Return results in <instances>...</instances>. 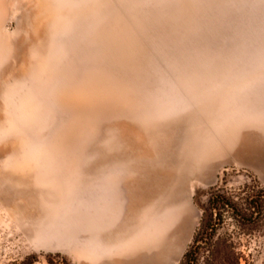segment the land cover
<instances>
[{
  "label": "rangeland",
  "instance_id": "1",
  "mask_svg": "<svg viewBox=\"0 0 264 264\" xmlns=\"http://www.w3.org/2000/svg\"><path fill=\"white\" fill-rule=\"evenodd\" d=\"M252 71L264 0H0V264H179L210 186L250 213L264 168L231 141ZM219 212L210 244L264 264V211Z\"/></svg>",
  "mask_w": 264,
  "mask_h": 264
},
{
  "label": "trees",
  "instance_id": "2",
  "mask_svg": "<svg viewBox=\"0 0 264 264\" xmlns=\"http://www.w3.org/2000/svg\"><path fill=\"white\" fill-rule=\"evenodd\" d=\"M221 187L218 184L210 186L204 194L208 196V206L203 207L200 216V226L195 230L190 243L188 244L179 264H235V256L230 250V247L222 244L221 246L211 245L215 232L213 226H210L211 221H215L214 215H217L221 208L229 207L232 211H239V222L247 223L252 221L254 213L259 219L263 217L264 211V189L258 191L255 195L256 200L248 203L253 209L246 214L241 207H238L230 202V198L221 192ZM195 202L198 201L195 200ZM257 208V210H255ZM209 209V210H208ZM218 210V212H215ZM254 211V212H253ZM219 220H222L220 217ZM211 246V248H210ZM239 254V259H240ZM202 259V260H201ZM39 254L32 253L25 255L22 259H15L8 264H38ZM45 264H69L68 260L60 253L48 254Z\"/></svg>",
  "mask_w": 264,
  "mask_h": 264
},
{
  "label": "crops",
  "instance_id": "3",
  "mask_svg": "<svg viewBox=\"0 0 264 264\" xmlns=\"http://www.w3.org/2000/svg\"><path fill=\"white\" fill-rule=\"evenodd\" d=\"M239 126L234 135L239 160L264 168V71L239 76Z\"/></svg>",
  "mask_w": 264,
  "mask_h": 264
},
{
  "label": "bare ground",
  "instance_id": "4",
  "mask_svg": "<svg viewBox=\"0 0 264 264\" xmlns=\"http://www.w3.org/2000/svg\"><path fill=\"white\" fill-rule=\"evenodd\" d=\"M50 26V25H49ZM54 54H50V53H48L47 55H46V62H47V65H51V63H52V57H54L53 56ZM4 173H6V172H4ZM12 173H14V172H11V174ZM122 174V173H121ZM126 177V176H125ZM120 179V178H119ZM125 179H127V178H125ZM124 179V180H125ZM126 181V180H125ZM122 182V181H121ZM112 183V182H111ZM127 183V182H126ZM129 183V182H128ZM110 184V183H109ZM117 185L116 186H118V182L116 183ZM119 185H120V189L122 188L121 187V184L119 183ZM113 186H115V184H113ZM115 186V187H116ZM123 186V185H122ZM111 187H112V185H111ZM125 187H126V184H125ZM113 188V187H112ZM124 188V187H123ZM122 188V189H123ZM110 189V188H109ZM120 189H118V191L120 192ZM129 189V188H128ZM126 190V189H123V190H121L122 192H120V193H123V191L124 190H126V192L127 191H129V190ZM116 191H117V188L115 189ZM116 191H114V192H116ZM109 192V191H108ZM107 192V193H108ZM113 192V193H114ZM124 193H125V191H124ZM130 193V192H129ZM110 195H111V193H109ZM115 195V194H114ZM125 195H127L126 193H125ZM130 195V194H129ZM119 196V194H117V197ZM120 197L122 198V194H120ZM126 198H127V196H125ZM112 198V197H111ZM114 198H116V196L114 197ZM131 197H129L128 198V200L130 199ZM120 198L118 197V200H119ZM111 200H113V199H111ZM126 200V199H125ZM128 200L127 201H124V200H119V202H117V211H118V213L120 214V215H122L123 217H125L126 216V214L128 213H130V218H132L131 216H135L134 215V213L136 212V210H135V212L133 213V215H131L132 214V212H133V209H135V202H136V200H134L133 199V201H131L129 204H127V202H128ZM114 201V200H113ZM112 201V202H113ZM115 201H116V199H115ZM130 201V200H129ZM126 202V203H125ZM111 203V202H110ZM113 205V204H112ZM110 208H108L107 210H109ZM111 213H113V212H111ZM124 214H125V216H124ZM127 214V215H128ZM136 214V213H135ZM110 216H111V214H110ZM129 218V217H128ZM101 220V219H100ZM132 220V219H131ZM108 221H111V220H109L108 219ZM101 222H104V221H101ZM116 222V224L118 223L117 221H115ZM131 222V221H130ZM107 223V225L109 224V222H106ZM99 224H101V223H99ZM120 224V223H119ZM113 225H115L114 223H113ZM112 225V226H113ZM111 226V227H112ZM120 226V225H119ZM118 226V227H119ZM103 227H104V225H103ZM115 227H116V225H115ZM121 227V226H120ZM110 229V228H109ZM113 229V228H112ZM116 229V228H115ZM118 250V249H117ZM104 256H106V255H104ZM103 257V256H102ZM96 258V257H95ZM130 260V259H129ZM94 261H95V259H94ZM97 261L99 262V264H126L127 262L124 260V258H121V256H114V257H112V256H109V255H107L106 257H104L103 259H102V261L99 259H97ZM100 261H101V263H100ZM93 261H91V263H92ZM93 264H96V262H93ZM98 264V263H97Z\"/></svg>",
  "mask_w": 264,
  "mask_h": 264
}]
</instances>
